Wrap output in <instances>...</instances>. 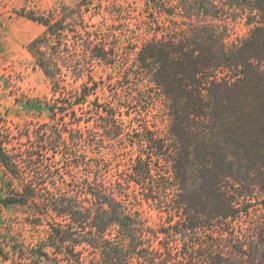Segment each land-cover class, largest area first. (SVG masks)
Masks as SVG:
<instances>
[{"label": "trees", "instance_id": "1", "mask_svg": "<svg viewBox=\"0 0 264 264\" xmlns=\"http://www.w3.org/2000/svg\"><path fill=\"white\" fill-rule=\"evenodd\" d=\"M105 1L22 10L45 26L29 49L61 98L26 100L50 116L26 148L10 153L0 139L19 185L0 202L49 226L23 264H264V0L145 2L122 76L149 119L143 149L113 175L93 159L123 150L125 111L98 109L95 123L73 113L104 74L117 80L124 37L102 30L122 13ZM237 20L249 30L230 41ZM73 156L81 171L71 176L61 162Z\"/></svg>", "mask_w": 264, "mask_h": 264}, {"label": "rangeland", "instance_id": "2", "mask_svg": "<svg viewBox=\"0 0 264 264\" xmlns=\"http://www.w3.org/2000/svg\"><path fill=\"white\" fill-rule=\"evenodd\" d=\"M146 1H105L106 10L111 12V15L114 11L122 13L118 22L109 23L107 29L102 30L112 32L117 29L124 37L122 46L125 50L115 60L112 76L117 80L111 81L108 79L111 74H104L105 83L101 84L96 98L93 96L89 105L84 108L77 106L73 110L76 116L85 117L94 123L97 116L103 114L98 109H112L118 105L125 111L122 119L126 125L124 140L121 142L123 150L111 154L103 151L100 156L93 159L101 165L102 168L99 170L108 172L109 175L115 174L120 165L128 167L137 149L140 151L143 149L142 131L148 123L149 115L142 110L145 105L141 106V102L126 99L125 94L129 91L130 84L129 79L123 78L122 75L127 68L133 71L134 57L128 55V50L133 47V39L141 38ZM75 2L76 0H32L27 3L24 0H0V139L10 153H14L19 147L26 148L30 145L29 135L32 139L35 138L33 131L50 121L46 108L36 114L37 112L26 108V100L40 99L46 103L57 101L59 97V94H54L50 78L38 66L29 49V44L44 32L45 26L22 14V10L24 13L31 10L38 14H47L61 4L70 7ZM231 26L230 41H239L249 30L241 20H237ZM99 72L102 73V70ZM69 79L73 82L72 77ZM135 141L136 147L133 146ZM79 160L77 156H73L71 159L64 158L61 163L68 167L67 173L73 176L79 175L81 170L70 166ZM127 171L125 169L120 173L125 174ZM17 187H19L17 178L0 161V197H5ZM48 229L47 224L34 225L26 208L20 205L6 206L0 202V248L10 257L7 259L0 253V264H23L21 258L29 254L32 246L47 238Z\"/></svg>", "mask_w": 264, "mask_h": 264}]
</instances>
